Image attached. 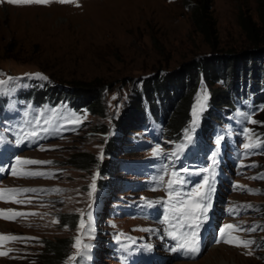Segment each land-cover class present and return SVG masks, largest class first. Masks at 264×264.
Wrapping results in <instances>:
<instances>
[{
    "label": "rangeland",
    "instance_id": "rangeland-1",
    "mask_svg": "<svg viewBox=\"0 0 264 264\" xmlns=\"http://www.w3.org/2000/svg\"><path fill=\"white\" fill-rule=\"evenodd\" d=\"M256 6V0H211L216 39H206L193 28L183 0H74L72 3L49 0L48 3L19 4L0 0V80L7 82L9 77L26 76L38 79L37 88H44V81L26 74H50L58 81L69 80L72 83L63 87L68 86L71 97L59 94L66 103L74 99L86 103L78 84L83 85L94 78L108 84L102 116L78 106L65 117L76 124V129L64 134L52 131L55 139L46 140V143L20 154L22 160L51 163H14L13 173L2 179L0 190L36 191L0 192V209L5 210L0 213V252L6 253L0 255V264H31L32 259L41 264L42 259L37 256L43 240L64 238L73 240L65 264H115L109 258L110 254L105 259L102 250L109 239L108 232L140 235L145 232L147 223L120 212V206L137 194L125 187V181H134V177L119 174L118 162L113 157L117 155L119 158L124 144L149 141L141 130L116 135L115 123L127 115L125 111L130 115L135 112V88L142 87L144 81L166 74L167 77H178L181 70L196 59L203 60L209 68L215 66L224 80L238 81V90H241L243 78L230 62L232 55L244 47L240 46L242 34L237 19L242 12L256 20ZM211 41L218 43L215 49L209 45ZM222 80L209 86L200 79L194 98V116H198L202 123L218 111L234 113L236 122L240 123L228 121L227 124L237 129L243 121L248 130L243 145L261 142L254 132L264 114V104L259 100L253 114L240 109L236 111L235 107L227 109L225 99L218 100L212 92L222 85ZM162 98L166 104L167 97ZM155 109L160 111L154 108V112ZM52 119L53 115H50L51 128L58 129ZM162 127L164 135L169 137L167 120ZM114 139H117L120 150L111 157L107 145ZM233 148L242 149L239 143ZM151 150L148 148L145 152ZM80 153L87 154L90 161L79 163L75 156ZM140 154L143 155L140 152L137 155ZM258 155L246 156L240 167L241 176L235 179L243 187L228 195L232 201L229 204L235 206L236 212L242 208L245 210L244 214L237 216L241 217L237 226L245 231L233 230L232 243L207 247L197 259L174 260L170 264H249L264 258L261 246L264 231L258 226L264 222V196L260 194L264 190V177H260L264 172V151ZM108 169L110 172L105 174ZM64 213L76 216L74 227L61 223L59 216ZM249 228L256 230L247 231ZM76 238L80 239L81 246H76ZM241 240L254 243L247 247L237 246ZM85 244L89 245L87 250L82 248ZM78 251L83 254L77 255Z\"/></svg>",
    "mask_w": 264,
    "mask_h": 264
},
{
    "label": "trees",
    "instance_id": "trees-1",
    "mask_svg": "<svg viewBox=\"0 0 264 264\" xmlns=\"http://www.w3.org/2000/svg\"><path fill=\"white\" fill-rule=\"evenodd\" d=\"M183 4L190 13V19L192 20L193 28L204 35L206 39L207 37H213L216 39L214 36L216 33L215 22L211 18V0H183ZM256 5V20H254L251 15L242 12L239 13L237 19L242 34V44H240V46L244 47L243 49H238L237 53L232 55L230 62L232 63L235 70H238L240 77L243 78L241 90H238V81L236 83H231V78L224 80L221 73H218L219 69L215 68V66H211V68H209L208 64L203 60L196 59V62L194 61L192 64H187L181 70L178 77H167L168 74H166L163 77L154 78L150 81H144L142 87L139 89L135 88V92L137 94V107L134 106L135 112L130 115L129 112L125 111L127 115L123 117L121 121L118 120L115 123L114 129L116 130V135H119V133L121 134L125 131L127 133L129 131H132L131 133H135L136 130L140 129L139 121L143 119L142 116H145L144 110H146L147 107L150 111H153V109L157 108V106L161 107V109L164 106L165 110L162 111V121L167 120L169 137L171 139L176 138L182 133L183 129L187 126L191 119L195 102L194 98L198 91L200 79H203L204 83L208 84L209 86H211L213 83H218L221 79H223V83L221 81L222 85L214 88L212 92L214 94L213 97H218V100L221 101L223 98L225 99V103H227V109L232 107L234 108L235 102L233 101V98L238 97L241 94H245V92H250L254 99H257L258 102L261 101L264 104V0H256ZM209 45L215 49L218 43L211 41L209 42ZM211 63L212 62H210V64ZM227 63L228 62H226V64ZM45 76H47L48 79H42L44 81V88L40 93H38L40 97L50 94L53 97L59 99L60 92L64 93V97H71V95L68 94L70 93V91L67 90L68 86H66V88L63 87L64 84H71V81H58L50 74ZM249 77H252V80L249 79ZM254 77L257 79L254 80ZM51 83L53 85H51ZM78 85L79 90L82 91L81 95L85 96L87 101L84 103L80 102L78 99V101H74V99L71 102L72 108L75 109L76 107L81 106L90 113L102 116L105 111L103 99L106 96L105 92L108 91V84L104 81L98 82V80L94 78L84 82L83 85ZM253 85H255V87ZM244 86L248 88H243ZM162 97H167L166 104L164 103V98ZM259 97L261 99H259ZM167 105L171 108V110H173L169 111L170 108ZM140 106L141 109H139ZM215 117L217 116L212 114L210 115L209 119H213ZM254 136H260L264 142V114L257 123ZM116 141L117 139H114L107 145L110 147L109 154L111 157L115 155V151L117 152L120 150L118 149L119 146L117 145ZM130 147V145L124 144L121 155L119 154V158H117V155L113 157L114 160L118 162L116 168H119L120 160L126 158L128 154L125 156L123 153L125 150H130ZM106 153L108 154V152ZM75 157L79 163L83 162V160H86V163L90 161V158H86L87 154L85 153L77 154ZM106 171L107 172L105 174L110 172L109 169ZM122 173V170L119 169V174ZM261 176L262 178L264 177V172L260 174V177ZM260 194L264 196V190ZM75 218V215L66 213L59 216L62 224H67L72 227L76 225ZM258 225L260 229L264 231V222L259 223ZM72 245V238L53 240L45 239L42 242V248L40 249V252H38L37 257H41V264H65L70 254L69 252L72 249ZM261 246L264 248L263 241ZM31 261V264H36L35 259H32ZM249 264H264V258L262 257L261 261H255Z\"/></svg>",
    "mask_w": 264,
    "mask_h": 264
},
{
    "label": "snow or ice",
    "instance_id": "snow-or-ice-1",
    "mask_svg": "<svg viewBox=\"0 0 264 264\" xmlns=\"http://www.w3.org/2000/svg\"><path fill=\"white\" fill-rule=\"evenodd\" d=\"M7 2L8 3H13V4H19V3H48L49 0H7ZM58 2H60V3H72V2H74V0H58ZM26 75H32L34 77H38V78L43 79V80H47L48 79L47 76H44L41 73L26 74ZM8 79L9 80H13V79H16V78L9 77ZM4 83H6L4 80H0V85H3ZM203 107H204V105L202 103L201 104V110H203ZM262 110H264V109H262ZM194 115H195V109H194ZM250 122L251 123H256V121H250ZM36 123L38 124L39 120H37ZM45 123H48V121H45ZM193 123H195V121ZM44 131H47V129H45ZM245 131L247 132L248 130L246 129ZM29 135L35 137V136H38L39 133H37L36 131H32L31 133H29ZM188 139H191V137H188ZM219 142L220 141L218 139L217 143H219ZM256 146H257L256 144H253L251 142L245 143L243 145V147L245 149H251V148H254ZM160 154L161 153H160V150H159V146H157V148L154 149V155H160ZM15 161L17 163H24V164L51 163L50 161H36V160L27 159V158L22 160V158L19 157V156L15 157ZM207 170L208 169H201L200 171H207ZM183 171H187V169H184ZM27 175H44V173H27ZM172 175L175 176L176 172H173ZM159 180L163 181L164 180V176H160ZM183 182L187 183L186 180L183 181ZM172 185H173V181L169 180L168 181L169 188H171ZM207 185H208V178H205L202 183H199V184H197L195 186L194 194L197 197V200H208L209 195L211 193V188L210 187L208 188V192L207 193L201 191V189H204ZM93 187H94V185H93ZM238 187H243V186H238ZM5 191L6 192L15 193V192H22V191L23 192L36 191V189H4V190H0V192H5ZM56 191H59V189H56ZM248 191H258V190L248 189ZM90 195H91V193H90ZM169 195H171V192H169ZM142 199H147V198H143L142 197ZM208 207H210V204L206 206V205L201 204L199 202H196V203H187V202H185L184 208L182 210L183 218L186 221H192L193 223L185 224L184 226H186L189 229V231L186 232V233H180L179 234V239L182 241V243L179 245V247L181 249L187 248L191 252H196L198 250V248H197V245H198V233L195 231V229L197 227H199V223H198L199 222V217L207 212ZM248 207H251V205H248ZM4 211L5 210L0 209V213H3ZM9 211H11V210H9ZM17 215H27V213H17ZM176 215H177V210L174 209L173 210V216L171 218H175ZM171 218L169 216H165L164 223H169ZM80 224H81V226H83L84 221L81 220ZM170 227H175V226L170 225ZM224 227L227 228V229H233V230H236V231H245V229L239 228L238 226L232 225V224L225 225ZM255 230L256 229H252V228L247 229V231H255ZM223 231H224V229H221V232H223ZM0 235H2V234H0ZM168 235L169 236H173V238H177V233H175L174 231H169ZM9 239H29V238L9 237ZM30 239H37V238H30ZM225 242L232 243L233 241L232 240H226ZM75 243H76V246H81V241H80L79 238H76V242ZM252 243H254V241L241 240V241H239L237 246H241L242 245V246L247 247L249 244H252ZM82 248L84 250H87L89 248V245H87V244L82 245ZM172 250L175 251L176 249H172ZM82 254L83 253L81 251L77 252V255H82ZM0 255H6V253L0 252ZM70 259H75V257H70Z\"/></svg>",
    "mask_w": 264,
    "mask_h": 264
},
{
    "label": "bare ground",
    "instance_id": "bare-ground-1",
    "mask_svg": "<svg viewBox=\"0 0 264 264\" xmlns=\"http://www.w3.org/2000/svg\"><path fill=\"white\" fill-rule=\"evenodd\" d=\"M145 117H146V115H145V116H142V118H145ZM139 122H141V120H140ZM135 220H136V219H135ZM218 245H219V244H218ZM221 245H223V244H221ZM212 247H215V246H212ZM217 247H218V246H217ZM210 248H211V247H210ZM202 253H203V252H202ZM202 253H201V254H202ZM213 253H215V252H213ZM201 254H200V255H201ZM200 255H199V256H200ZM214 255H215V254H214ZM199 256H198V257H199ZM218 261H219V260H218Z\"/></svg>",
    "mask_w": 264,
    "mask_h": 264
}]
</instances>
